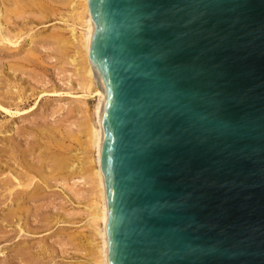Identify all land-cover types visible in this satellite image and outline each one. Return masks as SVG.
Returning a JSON list of instances; mask_svg holds the SVG:
<instances>
[{"label":"water","instance_id":"obj_1","mask_svg":"<svg viewBox=\"0 0 264 264\" xmlns=\"http://www.w3.org/2000/svg\"><path fill=\"white\" fill-rule=\"evenodd\" d=\"M87 2L107 264H264V0Z\"/></svg>","mask_w":264,"mask_h":264},{"label":"rangeland","instance_id":"obj_2","mask_svg":"<svg viewBox=\"0 0 264 264\" xmlns=\"http://www.w3.org/2000/svg\"><path fill=\"white\" fill-rule=\"evenodd\" d=\"M42 3V12L27 6H18L16 11L0 0V264H90L89 186L77 173L59 176L50 167V171L47 169L53 164V155L73 156V160L82 157L85 138L81 125L87 117L93 121L91 111L96 98L84 97L78 87L79 77L68 57L71 51L55 47L59 36L69 35V6L65 0ZM9 38L13 43L7 42ZM14 180L23 184L16 188ZM35 183L38 187L32 193Z\"/></svg>","mask_w":264,"mask_h":264},{"label":"bare ground","instance_id":"obj_3","mask_svg":"<svg viewBox=\"0 0 264 264\" xmlns=\"http://www.w3.org/2000/svg\"><path fill=\"white\" fill-rule=\"evenodd\" d=\"M3 3L6 5L16 8V7H21L23 8L24 6H27L28 8H33L35 7L36 10L39 12H42V0H1ZM45 1V0H44ZM66 5L69 6V10L67 13V19L69 22L67 24V31L69 32L68 37H63L59 36L57 38V45L55 47H66L71 51L68 53L70 63L72 62V65L75 66L76 69V74L79 77L78 81V87H80L83 91V96L84 97H95L96 100L94 102L93 109L91 111L92 116H93V121L90 119H85L81 125V132L84 135V148L81 154V158H75L74 160L72 159L73 156H67V155H60L56 154L53 155L52 158V166H48L51 168L52 172L60 173L59 176H63L62 173L69 172L71 175L74 173H77L80 177H83V179L86 180V184L89 186V193H88V208H89V214H88V221H89V227H90V236L87 241V248L89 249V254L92 257V260H90V264H107V259H106V252H107V247H106V231H105V225H106V217H107V205H106V196H105V183H104V177L101 171L100 167V145H101V139H102V129H101V110L105 101V91L100 84V82L97 80L95 77L91 61H90V41L93 33V23L89 14L88 10V2L87 0H65ZM50 4V3H49ZM64 5V4H63ZM45 6V5H44ZM49 6H46V9ZM52 8V7H50ZM17 9V8H16ZM19 9V8H18ZM18 9L16 11H18ZM13 10V9H12ZM4 11V10H3ZM24 11V10H23ZM5 12V11H4ZM12 12V11H11ZM22 12V11H21ZM35 12V11H34ZM33 12V13H34ZM46 12V11H45ZM52 12V11H50ZM23 13V12H22ZM2 14V13H1ZM4 14V13H3ZM30 14V13H29ZM36 14V13H35ZM54 14V13H53ZM33 15V14H31ZM38 15V14H37ZM36 15V16H37ZM40 15V13H39ZM44 15V14H43ZM42 15V16H43ZM55 15V14H54ZM13 16V14H12ZM28 17V16H27ZM45 17V16H44ZM14 18V17H13ZM22 18V17H21ZM43 18V17H42ZM5 17L3 18V20ZM50 19V18H49ZM6 20V19H5ZM42 22V21H41ZM65 22V21H63ZM9 24V23H8ZM42 24V23H41ZM1 30V29H0ZM50 32V31H49ZM63 34V33H62ZM5 36V35H4ZM10 36V35H9ZM1 37V35H0ZM8 37V36H7ZM50 37H52L50 35ZM6 38V36H5ZM19 38V37H18ZM17 38V39H18ZM11 38H9L7 42L10 41ZM13 39V38H12ZM21 39V38H20ZM34 39V38H33ZM48 39V38H46ZM3 40V39H2ZM3 42V41H0ZM5 42V41H4ZM13 43V41L11 42ZM7 44V43H6ZM11 45V44H10ZM9 45V46H10ZM55 45V44H54ZM52 47V46H51ZM28 48V47H27ZM64 50V49H63ZM38 52V51H37ZM55 53V52H54ZM58 53V52H56ZM67 55V54H66ZM66 57V56H65ZM67 57V58H68ZM66 58V59H67ZM57 59V58H56ZM58 60V59H57ZM68 61V60H67ZM66 62V61H65ZM35 75V74H34ZM76 76V75H75ZM35 79V78H34ZM2 87V86H1ZM24 90V89H23ZM14 91V90H13ZM70 91V90H69ZM72 91V90H71ZM54 93V92H53ZM29 95V94H28ZM79 96V95H78ZM83 97V98H84ZM8 101V100H7ZM2 102V101H1ZM84 102V101H83ZM4 103V101H3ZM8 103V102H7ZM4 105V104H3ZM9 106V105H8ZM1 107V105H0ZM80 109V108H79ZM6 113H10V110H7L4 108ZM70 122V121H69ZM73 123V122H71ZM79 123V122H78ZM6 124V123H5ZM39 125V124H38ZM1 126V125H0ZM45 126V125H44ZM2 127V126H1ZM32 129V128H31ZM44 130V129H43ZM46 130V129H45ZM40 133V132H39ZM47 133V131H46ZM38 134V133H36ZM55 134V133H54ZM41 135V134H40ZM4 137V135H3ZM9 137V136H8ZM21 137V136H20ZM10 138V137H9ZM54 138V137H53ZM35 139V138H34ZM45 140V139H44ZM10 142V140L8 139ZM38 142V141H37ZM40 142V141H39ZM11 143V142H10ZM80 143V142H79ZM8 144V143H7ZM43 145V144H42ZM46 145V144H45ZM54 145V144H53ZM65 145V144H64ZM6 146V145H5ZM15 146V145H14ZM9 146H6V148ZM18 148V147H17ZM42 148V147H41ZM40 148V149H41ZM44 148V147H43ZM52 148V147H51ZM10 149V148H9ZM14 149V148H13ZM27 149V148H26ZM34 149V148H33ZM48 150V149H47ZM19 150H17L18 152ZM23 151V150H22ZM40 151V150H39ZM45 151V150H44ZM80 151V152H81ZM13 152V151H11ZM16 152V150H15ZM21 152V150H20ZM24 152V151H23ZM33 151L31 150L30 153ZM38 152V151H37ZM37 152H35L37 154ZM48 152V151H47ZM63 152V151H62ZM68 152V151H67ZM9 153V152H8ZM46 153V152H45ZM4 154V153H3ZM6 154V153H5ZM35 154V156H36ZM68 154V153H67ZM15 155V154H14ZM39 155V154H38ZM37 155V156H38ZM40 155H42L40 153ZM8 156V155H7ZM16 156V155H15ZM18 156V154H17ZM31 156V155H30ZM50 158V156H48ZM9 158V157H8ZM7 158V159H8ZM25 160H28L27 157H25ZM31 158V157H29ZM38 158V157H37ZM44 158V157H42ZM11 159V158H10ZM48 159V158H46ZM18 160V159H16ZM15 160V161H16ZM20 160V159H19ZM50 160V159H49ZM76 160V161H75ZM31 161V159H30ZM36 161V160H35ZM10 162H12L10 160ZM21 162V161H20ZM40 162V161H39ZM29 163V161H28ZM27 163V164H28ZM38 163V162H37ZM43 163V162H41ZM2 164V163H1ZM13 164H15L13 162ZM21 164V163H20ZM24 165L25 161L23 162ZM31 164V162H30ZM46 164V162H45ZM5 164H3L4 166ZM34 165V164H33ZM32 165V166H33ZM39 165V164H37ZM41 165V164H40ZM2 166V167H3ZM42 166V165H41ZM21 167V166H20ZM19 167V168H20ZM26 167V166H25ZM43 167V166H42ZM7 168V167H6ZM23 169V168H22ZM35 169V168H34ZM45 169V170H46ZM12 170V169H11ZM24 170V169H23ZM22 170V171H23ZM26 170V169H25ZM30 170V169H29ZM40 171L42 169H39ZM7 171V170H6ZM28 171V169H27ZM26 171V172H27ZM1 172V171H0ZM24 172V171H23ZM36 172V171H35ZM3 173V172H2ZM10 173V171H9ZM17 173V172H13ZM32 173V171H31ZM29 173L27 176L31 175ZM12 174V173H11ZM18 174V173H17ZM52 174V173H51ZM48 174V175H51ZM9 175V174H8ZM26 175V174H25ZM37 175V173H36ZM39 175V174H38ZM12 176V175H11ZM10 176V177H11ZM19 176V175H18ZM22 176V175H20ZM34 176V174H33ZM44 176H47L46 174ZM52 176V175H51ZM2 177V176H1ZM35 177V176H34ZM41 177V176H39ZM15 178V177H14ZM13 178V179H14ZM17 178V177H16ZM15 178V179H16ZM20 178V177H19ZM23 179H26L25 177H22ZM30 178V177H29ZM61 178V177H59ZM4 179V178H3ZM10 179V178H9ZM12 179V180H13ZM33 179V178H32ZM42 179V178H41ZM41 179H38L41 180ZM45 179V178H44ZM56 179V178H55ZM54 179V180H55ZM82 180V179H81ZM15 181V180H14ZM17 181V179H16ZM15 181V182H16ZM22 181V180H21ZM32 180H30L31 183ZM38 182L37 180H35ZM43 181V180H41ZM40 181V182H41ZM46 181V180H45ZM44 183H47L45 182ZM51 182V181H50ZM7 183V182H6ZM5 183V184H6ZM9 183V182H8ZM21 182L19 181L16 184H12L14 186H17ZM61 183V182H60ZM4 184V183H3ZM23 184V183H21ZM29 184V183H28ZM33 189L31 190L32 193L37 189V183H35ZM58 184V183H57ZM1 185V184H0ZM7 185V184H6ZM27 185V183H26ZM3 186V185H2ZM13 186V187H14ZM30 186V185H29ZM44 186V185H43ZM48 186V184H47ZM85 186V185H84ZM6 187V186H5ZM15 188V187H14ZM20 188V187H18ZM49 188V187H48ZM5 189V188H4ZM10 189H12L10 187ZM10 189H7V191L10 193L13 191V189L10 191ZM23 189V188H22ZM26 189V188H25ZM24 189V190H25ZM18 190V189H17ZM6 191V192H7ZM29 191V190H28ZM30 191V192H31ZM39 191V190H38ZM83 191V190H82ZM5 192V191H4ZM14 192V191H13ZM12 192V193H13ZM6 194V195H9ZM27 193V192H26ZM25 193V194H26ZM2 194V193H1ZM5 194V193H4ZM11 194V193H10ZM39 194V193H38ZM5 195V196H6ZM13 195V194H12ZM24 195V194H23ZM22 195V197H24ZM4 196V197H5ZM20 196V195H19ZM36 196V195H35ZM42 196V195H41ZM17 197V195H16ZM38 197V196H37ZM3 198V197H2ZM8 198V197H7ZM15 198V197H14ZM13 198V200H14ZM28 198H32L31 196ZM35 198V197H34ZM27 199V198H26ZM33 199V198H32ZM36 199V198H35ZM29 200V199H28ZM34 200V199H33ZM20 201V199H19ZM26 201V200H25ZM17 202V201H16ZM24 202V201H23ZM19 203V202H17ZM29 204V203H28ZM1 205V204H0ZM3 205V203H2ZM5 206V205H4ZM41 206V205H40ZM16 208V207H15ZM14 208V209H15ZM13 209V210H14ZM10 212L11 210L8 209ZM13 210L11 214L13 213ZM19 210V209H18ZM34 210V209H33ZM16 211V210H15ZM88 211V209H87ZM7 212V213H8ZM14 214V213H13ZM28 214V213H27ZM52 214V213H51ZM8 215V214H7ZM37 215V214H36ZM6 216V215H5ZM9 217V216H7ZM21 217L19 218V220ZM34 219V218H33ZM14 220V218H13ZM26 221V220H25ZM64 221V220H63ZM62 222V221H61ZM52 223V222H51ZM57 223V222H56ZM51 225V224H50ZM49 226V225H48ZM16 227V226H15ZM42 228V227H41ZM34 229V228H33ZM37 229V228H36ZM26 230V229H25ZM77 233V232H76ZM84 236V235H83ZM71 243V242H70ZM25 245V244H24ZM46 245V244H45ZM81 245V244H80ZM21 245H19L20 247ZM23 246V245H22ZM25 247V246H24ZM22 248V247H20ZM27 248V247H26ZM18 249V248H17ZM31 250V249H30ZM50 252V251H49ZM35 253V252H34ZM12 255V254H11ZM27 256V255H26ZM41 257V256H40ZM31 258V257H30ZM35 259V258H34ZM41 259V258H40ZM18 262V261H17ZM30 262V261H29ZM34 262V261H32ZM19 263V262H18ZM38 263V262H37ZM28 264V263H27ZM41 264V263H39Z\"/></svg>","mask_w":264,"mask_h":264}]
</instances>
